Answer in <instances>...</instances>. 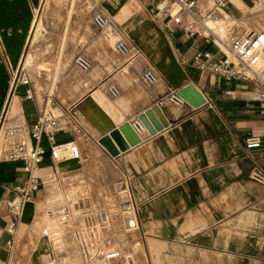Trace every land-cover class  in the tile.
Wrapping results in <instances>:
<instances>
[{"label":"crops","instance_id":"0c3cea01","mask_svg":"<svg viewBox=\"0 0 264 264\" xmlns=\"http://www.w3.org/2000/svg\"><path fill=\"white\" fill-rule=\"evenodd\" d=\"M158 1L96 4L110 20V31L133 46L136 55L119 56L100 32L89 35L73 57L63 58L59 89L50 91L57 101L55 114L69 115L68 127L53 142L74 143L77 158L62 149L61 159L53 161L41 139L40 184L30 200L20 202L16 189L26 179L23 165L0 156V262L263 264L264 182L253 181L249 171L258 165L264 172V146L249 150L244 145L245 137L262 131L261 87L199 70L193 59L198 49L211 51L213 59L221 54L201 37L186 36L172 20L154 15ZM228 1L229 11L236 12L238 2L245 3ZM40 3L0 0L3 126H30L48 92L46 83L37 88L32 80L25 85L15 77L21 63L29 64L25 47ZM78 55L89 61L87 70L74 63ZM147 66L160 77L153 85L140 78ZM108 82L117 85L119 96L107 94ZM187 84L202 94L203 104H159L169 90ZM141 116L155 128L153 133L141 124ZM136 120L142 126L140 142L121 150L118 127ZM104 137L109 148L101 142ZM54 210L64 217L57 241L39 231L43 213ZM48 221L46 216L42 230ZM92 230L98 246L87 256ZM112 249L120 251L117 260H108L109 252L95 257Z\"/></svg>","mask_w":264,"mask_h":264},{"label":"built area","instance_id":"2783aa9c","mask_svg":"<svg viewBox=\"0 0 264 264\" xmlns=\"http://www.w3.org/2000/svg\"><path fill=\"white\" fill-rule=\"evenodd\" d=\"M227 2L228 0H160L155 4L154 15H161L172 20L186 36H199L204 42L216 47L221 54L218 59H213L209 50L198 49L195 52L193 59L199 70H209L227 80L247 79L256 82L261 87L257 97L263 104L262 131L259 135H249L244 139L247 149L259 150L264 146V24L260 29L242 32L232 39L227 38L226 41L220 37L216 39L213 30L209 27V22L226 19ZM254 3L264 9V0H254ZM92 23L97 29H104L109 26L110 20L102 10L95 9L92 14ZM113 49L121 57L134 56L138 53L123 39H117L113 44ZM74 63L82 70L89 68V61L82 55L76 56ZM140 78L146 85H153L160 79L151 66L142 70ZM16 80L22 84L28 83L25 76ZM105 89L112 98L120 94V90L114 82H108ZM166 100L178 106L185 102L176 90H169L159 100V104ZM56 102L53 92H46L39 115L28 127L23 124H15L6 126L3 130V125L0 123V131L2 129L4 138V150L1 157L9 161L21 162L26 172L25 181L16 189L20 202L30 200L40 184L37 170L44 152L42 146L39 145L41 139L44 138L47 141L53 161L61 159L62 149L68 150L70 157H78L77 147L74 143L56 145L53 142V137L68 127L66 118L69 116L68 114H55ZM131 127L137 134L142 130L138 120L134 121ZM249 176L257 183L264 182V172L258 165H253L250 168ZM47 216L50 220L48 221L49 225L42 230V234L51 241H57L61 238L58 230L64 217L60 210L49 212ZM7 244L11 246L12 241ZM110 254L108 257L115 256V253ZM0 264H9V262L2 261Z\"/></svg>","mask_w":264,"mask_h":264},{"label":"rangeland","instance_id":"374dc122","mask_svg":"<svg viewBox=\"0 0 264 264\" xmlns=\"http://www.w3.org/2000/svg\"><path fill=\"white\" fill-rule=\"evenodd\" d=\"M97 2L98 0H41L35 12L31 36L25 47V56L29 55L30 61L28 65L21 63L16 79L25 76L28 80L27 84L32 80L37 88L42 83H46L45 91H50L59 86L63 58L73 57L79 45L84 44L89 35H98L103 32V36L105 35L109 44L113 46L118 36H115L109 27L97 29L92 23V14ZM238 4L240 7L238 12L234 8L229 11L228 1L226 19L209 22V27L215 33L220 34L217 27L221 26L225 31L227 30L228 39L242 32L260 29L264 24V9L256 6L254 0H245L244 4L241 2ZM58 93L59 91L54 92L56 95ZM5 127L3 126V130ZM3 150L4 138L1 135L0 156ZM46 216L44 212L39 225L40 232ZM62 232H64L63 229ZM107 252L115 253V256L109 257L108 260H117L121 256L119 250L112 249L99 252L95 257H104V253ZM135 252L134 249L133 253Z\"/></svg>","mask_w":264,"mask_h":264},{"label":"water","instance_id":"95a60500","mask_svg":"<svg viewBox=\"0 0 264 264\" xmlns=\"http://www.w3.org/2000/svg\"><path fill=\"white\" fill-rule=\"evenodd\" d=\"M177 94L186 102L188 103L190 106L196 108L198 106H200L201 104H203L204 102V98L202 96V94L196 89L194 88L191 84H187L185 85L183 88L177 90ZM156 110H159V108L157 107ZM139 121L141 122L142 125H144L147 130L150 133H153L155 131V128H153L151 126V124L147 121V119L145 118V116H141L139 118ZM166 124V123H164ZM158 129H160V126H156ZM118 132L121 135V138H118L117 141L120 144V149L124 150L126 149L128 146H133L137 143L140 142V138L138 136V134L134 131V129L131 127V125L128 122H125L123 124H121L118 127ZM102 144L109 148V143L110 140L107 137H104L101 139ZM87 234V233H86ZM86 234H82L81 235V239L83 244H86ZM88 234L90 235V238L94 239L93 241H91V246H89L88 248L85 249V253L87 256H91L92 255V251H95L97 249L98 246V238L95 235L94 230L88 231Z\"/></svg>","mask_w":264,"mask_h":264},{"label":"bare ground","instance_id":"6f19581e","mask_svg":"<svg viewBox=\"0 0 264 264\" xmlns=\"http://www.w3.org/2000/svg\"><path fill=\"white\" fill-rule=\"evenodd\" d=\"M217 21H220V19L216 20V21H211V22H217ZM211 28V27H210ZM212 29V28H211ZM218 31L220 32V34H217L214 32L213 30V33H214V36L216 39H218V37L222 38L223 40H227L228 36H227V30L225 31L221 26H218L217 27ZM1 135H2V129L0 131ZM28 200H26L25 202H27Z\"/></svg>","mask_w":264,"mask_h":264}]
</instances>
